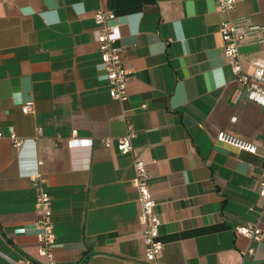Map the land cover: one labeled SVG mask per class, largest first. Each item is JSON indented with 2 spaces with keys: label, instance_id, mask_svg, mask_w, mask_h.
<instances>
[{
  "label": "crops",
  "instance_id": "1",
  "mask_svg": "<svg viewBox=\"0 0 264 264\" xmlns=\"http://www.w3.org/2000/svg\"><path fill=\"white\" fill-rule=\"evenodd\" d=\"M99 7L119 24L126 101L110 97L103 77ZM239 16L264 25V0H235L227 12L214 0H0V264L43 260L34 171L52 196L56 264H148L134 157L146 163L160 219L159 264H264V238L234 230L264 210V106L230 101L219 32L220 21ZM239 54L250 72L264 42ZM129 127L132 149L121 153L117 139ZM220 130L256 152L217 141Z\"/></svg>",
  "mask_w": 264,
  "mask_h": 264
},
{
  "label": "built area",
  "instance_id": "2",
  "mask_svg": "<svg viewBox=\"0 0 264 264\" xmlns=\"http://www.w3.org/2000/svg\"><path fill=\"white\" fill-rule=\"evenodd\" d=\"M218 9L223 12L230 11L235 6V0H214ZM94 22L99 27L96 40L100 52V60L103 68V77L107 80L108 93L112 99L126 101L128 92L126 87V69L124 66L123 45L116 21V15L110 10L97 8L93 13ZM219 32L223 41V54L227 59L230 71L233 76L234 86L230 95V101L237 103L244 99L264 106V56H257L250 60L251 71L247 72L242 68L239 48L245 44L264 42V25L252 21L249 16L229 17L219 23ZM31 102L27 101L22 106V111H31ZM40 134V128L37 129ZM72 135L67 141L69 148L73 147L76 129L71 131ZM135 131L129 127L125 135L117 139V148L121 153H129L132 149L131 139ZM4 133L0 131V137ZM15 147L23 144V139L16 136L13 131L7 134ZM216 140L238 149L255 153L257 146L246 139L220 130L216 134ZM103 143L109 145L110 139L104 138ZM134 178L133 184L138 191L140 204L139 222L141 225V239L144 245V256L148 264H159L158 255L162 250L160 239V219L154 210L155 200L149 188L148 170L143 159H133ZM32 187L36 192L35 211L36 219L33 221V228L37 238V251L42 257L38 263L27 257H20L14 264H56L54 255V224L52 220V196L44 185V180L38 171L29 174ZM258 194L264 199V170H262L258 181ZM264 210L258 213L257 219L253 222L238 225L235 232L252 240L260 241L264 238V230L259 225ZM248 249L245 253H251ZM238 264H244L240 262Z\"/></svg>",
  "mask_w": 264,
  "mask_h": 264
}]
</instances>
